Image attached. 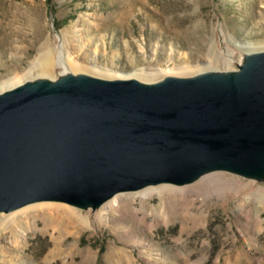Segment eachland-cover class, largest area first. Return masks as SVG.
Returning <instances> with one entry per match:
<instances>
[{
    "label": "rangeland",
    "instance_id": "rangeland-1",
    "mask_svg": "<svg viewBox=\"0 0 264 264\" xmlns=\"http://www.w3.org/2000/svg\"><path fill=\"white\" fill-rule=\"evenodd\" d=\"M46 46L107 80L237 75L245 53L264 50V0H0V86ZM199 184L119 193L111 210L108 200L2 213L0 264H264V178L215 171ZM71 210L85 224L69 223Z\"/></svg>",
    "mask_w": 264,
    "mask_h": 264
},
{
    "label": "water",
    "instance_id": "water-1",
    "mask_svg": "<svg viewBox=\"0 0 264 264\" xmlns=\"http://www.w3.org/2000/svg\"><path fill=\"white\" fill-rule=\"evenodd\" d=\"M243 57L233 77L84 76L1 94L0 214L40 202L96 208L203 172L264 178V52Z\"/></svg>",
    "mask_w": 264,
    "mask_h": 264
},
{
    "label": "bare ground",
    "instance_id": "bare-ground-1",
    "mask_svg": "<svg viewBox=\"0 0 264 264\" xmlns=\"http://www.w3.org/2000/svg\"><path fill=\"white\" fill-rule=\"evenodd\" d=\"M49 46H51V45H49ZM49 46L41 48L39 55L32 62L31 68L27 72V74H25L23 77H21L18 80H14L12 82H9L7 84L0 86V95L5 93V92L11 91L17 87L26 85V84L44 85L47 87H54V86H57V85L65 82V81H67L68 79H71V78H79V77L88 76V77H92V78L104 79L102 77H97L94 75L87 74L83 71H77V70H79V67L77 65H75V63H73V61H71V59L66 58L63 55L57 56V54L53 51L54 48L51 49ZM244 47H246V46H244ZM241 48L243 50L252 49V47H250V48L241 47ZM255 50H256V48H255ZM258 52H264V50H262V51L258 50L257 52H251L248 54L250 55V54L258 53ZM249 63H250V59L246 57L244 59V61L240 64L241 68L246 67ZM58 67L61 68L60 76H58ZM234 72L237 75H225V76L233 77V76H238L242 73L241 70L240 71L234 70ZM188 73H189L188 69H180L179 71H175V73H173L175 75L172 74L169 76L188 77V76H184V75H187ZM226 74H227V72H226ZM221 75H222V73H221ZM137 80L141 83H144V84L154 83V82H146V81L144 82V81L139 80V79H137ZM210 175L211 174H208L205 172L200 173L199 175L194 177L189 182L181 184L183 186H186L184 189H182V191H184V192L195 191V188H197L196 186L200 185L199 183L201 182V179H203L206 176H210ZM212 183L214 184V181ZM162 185H164V186H161V185H159L158 187L153 186V185L146 186V187L142 188L143 191L140 189L142 191L141 195L145 198H150L155 194L163 195V194L172 192L171 188L165 186V185H171V184H162ZM183 186H181V187L183 188ZM118 195L119 194L114 195L109 200V202L107 201L108 203L106 204L107 205L106 208L108 210H111L113 208V206L117 203L118 197H119ZM259 198L261 200H264V197H259ZM42 206H43V204H42ZM42 206H40V207H42ZM30 207H32V206H30ZM30 207H28V208H30ZM70 215H71V217L69 218V223H71V224H75V223L85 224L84 219L81 218L80 216H78L74 210H71ZM99 217H100V219H102L104 216L102 217V215H100ZM8 219L9 218L7 216L3 217V215L0 214V223L2 224V227H4L8 223Z\"/></svg>",
    "mask_w": 264,
    "mask_h": 264
}]
</instances>
